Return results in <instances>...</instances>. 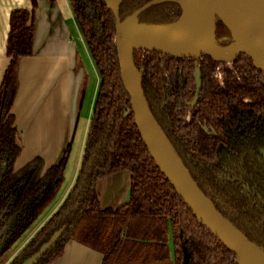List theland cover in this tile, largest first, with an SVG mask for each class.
<instances>
[{
    "label": "trees",
    "instance_id": "1",
    "mask_svg": "<svg viewBox=\"0 0 264 264\" xmlns=\"http://www.w3.org/2000/svg\"><path fill=\"white\" fill-rule=\"evenodd\" d=\"M68 1L99 74L93 117L74 187L9 264L37 256L64 228L36 264L62 257L71 241L101 253L102 264H185L186 253L188 264H238L154 163L121 79L118 24L140 12L142 27L173 25L182 16L179 0H124L118 16L107 0ZM31 2V11L10 16V63L0 85V259L56 201L70 155L71 143L50 168L41 157L15 168L23 151L12 109L18 63L34 54L38 2ZM216 30L220 47L235 42L222 22ZM135 65L151 112L181 163L217 211L264 251V69L248 55L229 65L208 56L175 59L148 51L136 53ZM119 171L131 174V199L117 209L103 208L98 182Z\"/></svg>",
    "mask_w": 264,
    "mask_h": 264
},
{
    "label": "crops",
    "instance_id": "2",
    "mask_svg": "<svg viewBox=\"0 0 264 264\" xmlns=\"http://www.w3.org/2000/svg\"><path fill=\"white\" fill-rule=\"evenodd\" d=\"M63 1L67 5V11L61 0H37L34 54L21 58L18 63V90L12 113L21 135L23 152L16 162V171L37 157L43 159L46 168L59 163L74 138L82 114L85 93L89 86V73L82 51L88 50L85 43L83 46L81 40L76 41L73 13L69 3ZM19 9L31 11V0H0V85L10 63L6 53L10 16L14 10ZM97 192L103 208L117 209L129 203L130 172L119 171L101 179ZM64 199L61 198L47 215L40 216L39 219H43L34 232L3 264H9L20 253L36 231L52 218ZM170 247L173 251L171 243ZM11 249L12 247L8 252ZM102 261V254L98 251L71 241L66 246L64 255L51 264H102Z\"/></svg>",
    "mask_w": 264,
    "mask_h": 264
},
{
    "label": "water",
    "instance_id": "3",
    "mask_svg": "<svg viewBox=\"0 0 264 264\" xmlns=\"http://www.w3.org/2000/svg\"><path fill=\"white\" fill-rule=\"evenodd\" d=\"M124 0H107L116 16ZM182 16L173 25L163 27H142L135 13L116 29L115 46L118 50L121 79L131 99V109L136 127L145 148L164 177L170 181L177 195L194 213L198 221L209 229L227 248L232 251L238 264H264V251L236 227L213 202L200 190L190 172L181 163L164 131L151 112L143 90L141 73L135 65L137 52H154L175 59H194L208 56L212 60L229 64L239 57L248 55L254 64L264 69V0H179ZM193 15L198 20L203 40L196 46L177 48L166 42H159L151 35L153 29L179 26ZM222 22L231 30L234 43L229 48L217 44V24ZM229 50L228 54L221 51ZM196 80L200 83L197 71ZM65 228L53 236L40 253L24 264H36L62 237ZM188 254L184 263L188 264Z\"/></svg>",
    "mask_w": 264,
    "mask_h": 264
},
{
    "label": "rangeland",
    "instance_id": "4",
    "mask_svg": "<svg viewBox=\"0 0 264 264\" xmlns=\"http://www.w3.org/2000/svg\"><path fill=\"white\" fill-rule=\"evenodd\" d=\"M61 1H62V4H64L63 6L65 8V11H67V5L65 4V2L63 0H61ZM66 1L70 5V2L68 0H66ZM72 23L74 24L73 29H74L76 41L79 42L81 40V42L83 43V46H84L85 42H84L83 36L79 31V28L77 26V23H76V20L74 17H73ZM82 54H83L82 56L84 59L85 67L87 68V71L89 73V81H88L89 86L86 89L84 104H83V108H82V114L80 116V120L78 122L77 128L74 132V134H75L74 138L71 139L70 155H69V158H68V161L66 164V170H65V174H64V181L62 183L63 184L62 188H61L60 193L56 197L57 198L56 201L52 204V206L50 208H48L45 211L44 214H46V215L48 214L49 211H51V209L54 206H56L61 201L60 200L61 198L67 197L68 193L71 191V190H69V192H68V189H70L72 182H73V184H72L71 189L75 185V181H76V178L79 174V171L81 168V166H80L81 161H82V158L84 155V146H85L86 138L88 135L87 132L89 129V124L91 123V120L93 117L92 113H93L94 105L96 103L95 99H96L98 89H99V85H100L99 74L97 72L96 67H94L93 60H92V57H91L89 50L86 51L84 49V51H82ZM43 215H41V216L43 217ZM42 219H39V221H37L35 225L31 226L28 230H26L24 232V235L20 238V240L15 245H13L14 247L12 246V249L10 250L11 252H7L4 254V257L0 260V264H3L5 262V260L8 259L11 256V254L15 252V250L17 248L20 247V245L34 232L36 226L38 225L39 222H41ZM35 235H36V233H35ZM172 244H173V241H172Z\"/></svg>",
    "mask_w": 264,
    "mask_h": 264
},
{
    "label": "bare ground",
    "instance_id": "5",
    "mask_svg": "<svg viewBox=\"0 0 264 264\" xmlns=\"http://www.w3.org/2000/svg\"><path fill=\"white\" fill-rule=\"evenodd\" d=\"M185 23L179 26L167 27L163 29H153L151 35L159 42H166L177 48L196 46L203 40L202 31L198 20L193 15L186 18ZM228 54L229 50L221 51Z\"/></svg>",
    "mask_w": 264,
    "mask_h": 264
},
{
    "label": "flooded vegetation",
    "instance_id": "6",
    "mask_svg": "<svg viewBox=\"0 0 264 264\" xmlns=\"http://www.w3.org/2000/svg\"><path fill=\"white\" fill-rule=\"evenodd\" d=\"M71 190H72V189H71ZM68 194H69V193H68ZM67 196H68V195H67ZM66 198H67V197H66ZM66 198H65V199H66ZM65 199H64V201H65Z\"/></svg>",
    "mask_w": 264,
    "mask_h": 264
}]
</instances>
